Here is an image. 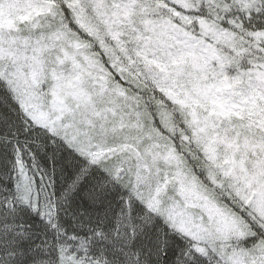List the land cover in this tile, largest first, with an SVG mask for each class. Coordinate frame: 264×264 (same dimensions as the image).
Masks as SVG:
<instances>
[{
    "label": "snow or ice",
    "instance_id": "obj_1",
    "mask_svg": "<svg viewBox=\"0 0 264 264\" xmlns=\"http://www.w3.org/2000/svg\"><path fill=\"white\" fill-rule=\"evenodd\" d=\"M0 264H264V0H0Z\"/></svg>",
    "mask_w": 264,
    "mask_h": 264
}]
</instances>
